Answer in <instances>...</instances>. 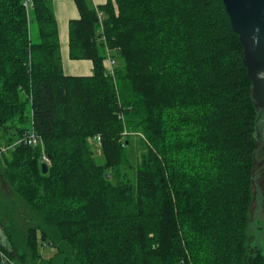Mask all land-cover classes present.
Masks as SVG:
<instances>
[{
    "label": "trees",
    "instance_id": "1",
    "mask_svg": "<svg viewBox=\"0 0 264 264\" xmlns=\"http://www.w3.org/2000/svg\"><path fill=\"white\" fill-rule=\"evenodd\" d=\"M54 1L0 0V185L40 221L0 247L17 264H264L248 245L264 127L223 0H70L90 76L65 74ZM31 131L47 174L15 145Z\"/></svg>",
    "mask_w": 264,
    "mask_h": 264
},
{
    "label": "water",
    "instance_id": "2",
    "mask_svg": "<svg viewBox=\"0 0 264 264\" xmlns=\"http://www.w3.org/2000/svg\"><path fill=\"white\" fill-rule=\"evenodd\" d=\"M233 30L243 45V59L252 80L251 96L259 111L256 121L264 120V0H223ZM43 173L48 166L42 163ZM114 185L115 182H113Z\"/></svg>",
    "mask_w": 264,
    "mask_h": 264
},
{
    "label": "rangeland",
    "instance_id": "3",
    "mask_svg": "<svg viewBox=\"0 0 264 264\" xmlns=\"http://www.w3.org/2000/svg\"><path fill=\"white\" fill-rule=\"evenodd\" d=\"M100 23V22H99ZM103 23L100 24L101 30L104 28ZM33 29V34H35L36 29ZM107 65V60L105 66ZM264 120L260 121L263 124ZM3 131H0V137H3ZM264 136V133H263ZM94 141L96 139H93ZM97 153H100L99 163H103L104 159L100 148L93 144ZM264 151V149H263ZM264 157V153L262 155ZM255 175L256 182L254 183L256 187L257 199L253 204L251 210V216L249 220V237L248 245L253 248L259 247L264 254V158L259 159L255 165ZM0 198L4 202V206L0 207V212L4 215L0 216V233L5 236L3 227H9L10 225H20V232L26 234L29 228H33L40 224V221L35 213H33L30 208L25 204V202L18 197V195L11 189L7 184L2 183L0 185ZM15 201V202H14ZM13 222V224H11ZM38 237L40 234L38 233ZM39 252L45 259H51L54 256V250L48 244L43 245L39 241ZM15 261V260H14ZM16 262V261H15Z\"/></svg>",
    "mask_w": 264,
    "mask_h": 264
},
{
    "label": "crops",
    "instance_id": "4",
    "mask_svg": "<svg viewBox=\"0 0 264 264\" xmlns=\"http://www.w3.org/2000/svg\"><path fill=\"white\" fill-rule=\"evenodd\" d=\"M92 7L100 8L108 0H88ZM54 12L59 25L61 51L64 71L67 76H90L93 74V64L90 61H72L69 57V23L71 20L80 18L79 10L74 1L55 0ZM108 65V63H107ZM106 65V66H107ZM5 242V236L0 233V243Z\"/></svg>",
    "mask_w": 264,
    "mask_h": 264
},
{
    "label": "built area",
    "instance_id": "5",
    "mask_svg": "<svg viewBox=\"0 0 264 264\" xmlns=\"http://www.w3.org/2000/svg\"><path fill=\"white\" fill-rule=\"evenodd\" d=\"M30 0H28L29 2ZM97 16L99 19L100 24L103 23L104 21V14L97 9ZM108 65L106 66V69L111 73L114 74L115 68L117 66V62L111 58L107 60ZM100 137L96 138L97 142H100ZM25 145V146H32L36 148H41L42 149V162L45 163L48 167L51 166V161L48 159L45 153V147H44V142L42 138L37 135L34 131H31L29 134H25L22 138L19 139V141L15 145ZM2 150H0V156H1ZM0 264H17L12 256H9V254L3 250L0 247Z\"/></svg>",
    "mask_w": 264,
    "mask_h": 264
}]
</instances>
